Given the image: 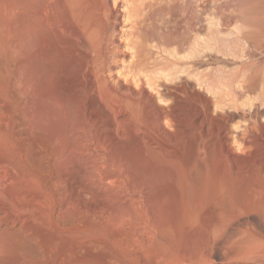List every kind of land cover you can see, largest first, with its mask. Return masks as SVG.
<instances>
[{"label": "bare ground", "instance_id": "obj_1", "mask_svg": "<svg viewBox=\"0 0 264 264\" xmlns=\"http://www.w3.org/2000/svg\"><path fill=\"white\" fill-rule=\"evenodd\" d=\"M27 1L9 0L16 10L18 4L29 9L34 1V17L18 20L20 29L30 24L34 39L22 37L24 48L13 43V27L3 40L9 29L6 13L0 17V50L14 58L23 49H34V113L21 106L9 126L34 146V185L29 183L34 193H21L30 179L21 171L13 173L19 149L14 150L18 156L12 150V156L4 155L0 115V249L11 247L20 232L29 234V222H34V259L42 264H264V176L257 184L236 186L212 166V173L198 181L201 187L184 184L178 213L171 218L162 214L161 193L176 191L182 179L177 162L153 152L143 127L160 126L161 114L168 111L161 108L152 121L144 83L122 81L112 72L113 7L108 0ZM16 86L20 94L24 87ZM252 147L264 152V140ZM201 151L209 158L205 147ZM191 168L195 175L197 162ZM7 169L14 171L8 174ZM59 247V258L50 260Z\"/></svg>", "mask_w": 264, "mask_h": 264}, {"label": "rangeland", "instance_id": "obj_2", "mask_svg": "<svg viewBox=\"0 0 264 264\" xmlns=\"http://www.w3.org/2000/svg\"><path fill=\"white\" fill-rule=\"evenodd\" d=\"M3 2L0 3V17L4 19L3 16L10 12L12 18H15L12 21L11 16L5 15L4 21L9 23V32L4 31L2 39H8L10 28L13 27V35L9 36L13 43L22 44V37L27 35L28 39H34L30 24L24 27L25 30L22 28L24 33L19 28L22 19L34 17V1H30L29 9L23 7L25 4H18L17 10L10 7L9 0L5 2L8 6ZM108 3L113 7L110 34L115 46V60L111 65L112 72L122 81L125 79L134 85L144 83L150 95L148 105L151 120L153 117L156 120L161 108L168 111L161 114L163 119L160 126L143 127L144 136L148 142L151 141L149 145L153 152H159L157 154L168 162H177V173L182 179L177 183L176 191L169 189L161 193L164 196L162 201L165 200L162 214L171 218L176 211L178 213L185 198L182 190L184 184H191L194 189L201 187L199 180L212 173V166L219 169L217 175L221 172L222 176L230 180V184L240 186L259 183L264 176V161H261L264 160L261 157L264 152L252 147V142L255 144L264 140V0H108ZM27 14V18L23 17ZM22 46L24 48L25 43ZM26 46L30 47V44ZM31 50L18 52L16 60L3 48L0 50V115L5 122L2 121V130L5 132L7 146L4 155L12 156L11 150L13 156L18 152L21 155L15 160V171L7 169L8 174L21 171L20 176L26 177L27 181L30 179L25 184L27 186L24 185L27 188L23 191L20 189L21 193H34V146L32 143L29 146L22 134L14 135V126L11 127L13 130L9 126L14 124V116L21 106L29 114L34 113V49ZM20 83L23 85L21 88L24 87L21 93L25 95L16 94L14 88ZM28 96L30 99L27 104ZM13 138H18L17 142ZM200 147H205L209 158L205 159ZM246 147L250 148L249 152ZM200 158L204 161L201 162ZM195 162L198 170H194L196 174L193 175L190 169ZM17 182L21 184L23 180L18 179ZM1 184L7 185L4 182ZM230 184L229 187L233 189ZM9 186L14 188L15 185ZM15 189V193H18L17 187L12 192ZM193 195L190 198L195 199ZM29 223L32 224L28 225L32 233L20 232L18 237L24 238L17 237L18 241L12 244L15 249L12 246L0 249V264H42L39 259H34V222ZM21 243L25 245L21 246ZM60 249L55 250L57 252L51 255L50 260L59 258ZM221 263L216 261L214 264Z\"/></svg>", "mask_w": 264, "mask_h": 264}]
</instances>
